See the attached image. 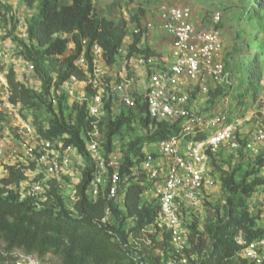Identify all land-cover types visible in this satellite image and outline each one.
<instances>
[{"label": "built area", "instance_id": "obj_1", "mask_svg": "<svg viewBox=\"0 0 264 264\" xmlns=\"http://www.w3.org/2000/svg\"><path fill=\"white\" fill-rule=\"evenodd\" d=\"M158 14L160 30L170 38L173 47L174 60L170 64L162 65L155 55H129L121 48L120 52L125 53L118 57L121 61L112 65L115 68L120 65L112 75L104 49L95 43L90 57L84 46L74 60L83 77L72 73L61 82L59 74L53 70L46 79L36 63L21 52L20 40L31 44L27 18L32 15L10 18L5 28L0 25V36L7 35L5 39L0 37V179L8 175L7 166L20 169L24 177L10 188L17 193L19 202L27 201L41 208L52 197V181L60 183L62 178H73L77 174L79 179L75 183H79L87 166L77 148L63 147L61 136L42 133L50 128L52 118V110H48L45 103L38 107L43 114L38 118L39 111L13 101L9 83L13 71L21 88L45 97L53 110L62 106L67 122L74 124L78 111L84 108L91 127L87 131L82 129L81 138L95 166L87 189L90 199L95 201L103 196L125 210L127 192L137 183L145 187L144 198L158 207L155 222L138 234L132 230L135 221L131 218L125 221L124 229L128 233L125 242L116 231L108 229L112 238L127 250L130 260L134 264H151L145 253L141 254L148 249L161 256L160 264H188L186 250L192 231L187 219L192 213L196 215L195 211L203 206L209 191L218 183L220 188L222 185L219 176L212 173L211 158L225 148L238 149L241 139L247 140L245 151L258 154L264 150V124H256L251 135L245 138L239 128L242 114L239 115L237 103H231L232 94L228 93L214 104L210 101L213 90L221 87L226 91L227 86H231L223 54V31L219 27L222 11L214 9L208 17L206 14L199 19L192 3L164 1ZM155 27V22L148 21L143 36ZM69 44L74 42L71 40ZM72 50L71 54L75 46ZM67 52L57 58L62 61L68 56ZM45 66H49L48 60ZM199 96L206 105L199 103ZM219 102L223 105L218 107ZM261 113L264 115V111ZM120 115L131 117L133 129L126 131L124 127L114 134L112 148L108 151L106 121L108 118L116 120ZM160 123L174 125V132L164 139L148 141ZM66 136L69 135L65 133L63 137ZM137 137L145 138L141 153L132 155V165L122 172L125 151ZM256 193L251 196V203L254 208H260L258 214L264 228V187ZM259 195L261 200L257 199ZM79 198L75 186L69 201L73 205ZM100 221L107 226L115 224L111 205H107ZM165 233L169 234L171 249L167 258L164 249L155 247L152 240L153 236L162 240ZM236 239L242 243L241 234ZM12 255L17 264H41L36 254L19 248L14 249ZM237 256L262 264L264 231Z\"/></svg>", "mask_w": 264, "mask_h": 264}, {"label": "trees", "instance_id": "obj_2", "mask_svg": "<svg viewBox=\"0 0 264 264\" xmlns=\"http://www.w3.org/2000/svg\"><path fill=\"white\" fill-rule=\"evenodd\" d=\"M62 1L26 0L29 6L35 9V13L27 18L31 44L20 40L21 52L36 63L37 69L45 73L46 79L51 70L56 71L59 74V82L72 73L83 77V73L74 65V60L84 46L90 57L92 46L98 43L105 51L107 64L112 66L117 61L128 34V22L124 19L116 21L99 14L94 0H70L69 4H62ZM255 5L257 8L253 6L252 12L253 15H258L261 4L257 2ZM1 13L4 15L0 10ZM11 18L13 19V16ZM132 20H135L134 16ZM249 23L254 25L251 21H248ZM137 24L139 30L134 32L132 42L128 46L129 55L134 53L156 55L152 48L140 47L144 29L141 21L138 20ZM247 29L236 33V42L232 46L233 51H238L242 55V62L247 65L246 73L242 72L246 88H242L243 84L241 90L240 85L234 87L228 85L226 91L218 87L210 93V101L214 104L217 99L232 93L233 88H238L235 95L237 100L234 102L239 108V115L245 114L244 96L249 93L255 94L263 80L259 54L264 55V45L256 43V46L251 47L245 43L243 33H255L252 32L254 28L251 26L248 25ZM71 40L75 44V51L60 61L57 55H64L67 52ZM249 57L251 59L248 61ZM46 60L49 61L48 67L45 66ZM225 62L227 68L226 59ZM236 74L230 73L229 79L233 77L237 79ZM9 83L13 90V101H20L29 107H41L45 103L47 109L52 110L50 128L42 133L47 136H61L63 147L77 148L87 166L78 184L80 198L75 204L68 207L66 197L60 194L59 184L54 180L50 190L52 197L41 208H36L27 201H18L17 193L10 186L17 184L24 177V173L15 166H7L8 175L0 179V262L16 261L12 251L19 248L28 254H36L40 259L48 254L55 255L60 258V264H134L127 250L112 238L108 229L116 231L122 242H125L128 236L124 229L126 220L131 218L135 221L132 230L136 234L155 222L158 207L144 198L145 187L137 183L130 186L124 203L125 210H121L117 204L103 196H99L95 201L90 199L87 189L95 166L81 138L82 129L87 131L91 127L84 108L78 111L76 122L69 123L63 115L62 106L57 111L53 110L52 104L48 103L45 97L21 88L14 79L13 71L9 75ZM106 124L105 146L108 151L112 148L114 134L124 127L126 131L133 129L131 117L125 115H120L116 120L108 118ZM173 132L174 125L160 123L159 129L151 132L148 141L164 139ZM65 133L69 136L63 137ZM144 139L137 137L129 143L123 158L122 172L132 165V155L141 153ZM246 141L240 140L239 150L242 151L244 147L245 151ZM252 156V161L247 163L250 167L244 171L241 179L237 178V171L242 168L245 161L231 170H222L216 165L217 171L213 166L216 156L211 158L212 173H220L224 200L216 209L215 220L207 221L204 230L200 229V221L194 213L188 217V226L192 231L189 248L186 250L188 264H255L237 256L242 248L257 239L264 231L259 221L260 215L254 212L251 203V196L264 187V150ZM241 157L242 160L245 159V155L241 154ZM107 205H111L114 211L115 224L112 226L100 221ZM240 234L242 243L236 239ZM152 240L155 247L164 249V257L167 258L171 253L169 234L165 233L162 240L153 236ZM143 253L151 264H160V255L148 249L141 252Z\"/></svg>", "mask_w": 264, "mask_h": 264}, {"label": "rangeland", "instance_id": "obj_3", "mask_svg": "<svg viewBox=\"0 0 264 264\" xmlns=\"http://www.w3.org/2000/svg\"><path fill=\"white\" fill-rule=\"evenodd\" d=\"M171 1L173 3H182V2H189L193 4V8L195 7V15L199 19H203L206 14L207 17L212 13L214 9H219L222 11L223 20L221 22L220 28L223 31V42H224V57L227 61V70L229 73H237L236 77L231 78L229 81L233 83L234 85H240L239 90L242 88H246L247 84L243 82V75L242 72L246 73V67L247 65L242 62V55L237 51H233V43L236 42V33L243 30H246L248 25L251 26L253 31L255 32L253 34L249 33H243L245 38L244 42L249 44L251 47L256 46V43H260L264 45V0H103L104 7L100 6V0H95V7L96 10L99 9V11L102 10V13L105 14L108 18H111L113 20L119 21L121 19H124L128 22V34L125 38L124 47L122 46L123 50L128 51V46L130 45L128 43L129 40L132 41L134 32H137L139 30L138 26V20L142 22L143 29H145L146 24L148 21L156 22V20H152V18L155 16V11L159 9V6L164 2ZM15 4H12L14 3ZM112 3V9L108 12V4ZM257 2H260V11L258 15H253V6L257 8V5H255ZM70 0H63L62 4H69ZM14 6V7H13ZM10 8V9H8ZM0 10L3 12L0 14V21H1V28H5L8 20L13 16L16 18L24 16L27 18V16L33 15L35 13V9L31 8L29 4L26 2V0H0ZM98 11V10H97ZM258 11V10H257ZM151 12H154L150 14ZM101 14L100 12H98ZM30 14V15H29ZM101 14V15H103ZM135 17V20H132V17ZM12 19V18H11ZM254 20V21H253ZM248 21H251L254 23L248 24ZM249 30V29H247ZM255 30V31H254ZM250 31V30H249ZM2 39H5L6 36H0ZM243 37V35H242ZM255 37L257 39H255ZM75 46L74 44H69L68 47V55L71 54L73 51L72 48ZM124 56V55H123ZM122 56V57H123ZM251 58H247L249 61ZM259 65L262 66L263 69V80L261 81L260 85L258 86L257 92L255 94L249 93V95L244 96L243 100L245 101L244 111L245 114L241 115L240 119L242 120V123L239 125V128L243 130V133H241L242 136L245 135V138H248L252 133V128L258 124L259 122L264 124V115L261 113L264 111V55L259 54ZM118 67L115 68L116 71H118L120 65H117ZM241 77H240V75ZM226 87V84H225ZM228 89V86H227ZM226 89V90H227ZM236 90L238 88H233L232 90V96H231V103L233 102L232 99L237 100ZM217 101V100H216ZM215 101V103H216ZM199 103L201 105H206L205 101H201V98L199 96ZM223 103L219 102L216 106H222ZM38 113H36V116L38 118H41L43 115L42 112L39 110L38 107H33ZM261 110V112H260ZM41 115V116H40ZM244 140V139H243ZM227 147V146H225ZM242 148V147H241ZM240 147L236 150H231L230 148H225L220 155L216 157V162L214 168L218 171L216 168V165L221 168L222 170H231L232 168H236L240 165L241 162H244L242 165V168H240L237 171V178L241 179L244 171L250 167V165H247L248 162L252 161V155L248 151L239 150ZM241 154L245 155V159L242 160ZM213 168V167H212ZM2 169H0V172ZM213 170V169H212ZM220 173H217L219 176ZM79 177H77V174L73 176V178H62L61 182L58 183L59 185V192L60 194H65L68 207H71L72 204L70 203V196L72 193V190L77 186L78 183L77 180ZM208 193V192H207ZM257 195V193H255ZM254 194V195H255ZM262 195V194H261ZM261 195L257 196L258 200H261ZM207 199L203 200V206L198 210L195 211L196 216L198 217L200 229L204 230L205 223L214 221L217 213L216 209L217 207L222 203L224 200V193L223 190L220 188L219 183L215 188H213L209 193L207 194ZM256 198V196H255ZM202 202V200H201ZM257 202V201H256ZM256 203L254 202V205ZM260 208L256 207L254 208V212L258 214ZM260 212V211H259ZM260 223H262V220L260 218ZM206 238V235L204 236ZM41 264H60V258L48 254L44 258H39ZM0 264H17V262L14 260L7 261L5 263L0 262Z\"/></svg>", "mask_w": 264, "mask_h": 264}, {"label": "crops", "instance_id": "obj_4", "mask_svg": "<svg viewBox=\"0 0 264 264\" xmlns=\"http://www.w3.org/2000/svg\"><path fill=\"white\" fill-rule=\"evenodd\" d=\"M102 1L103 0H100V2H98V3H100L101 7L102 6L104 7V2H102ZM12 4H15V2ZM94 4H95V0H94ZM112 7H113L112 3L110 2V4H108V6H107L108 12L112 9ZM97 10H98L97 12H100L101 14H103L102 10L101 11H99V9H97ZM152 13H154V12H151L150 14H152ZM194 14H195V7H194ZM158 15L159 14H158V10H157V11H155V16L152 18V20H156V22H155L156 27L147 36H143L142 41L140 43V47L143 48V47L148 46V47L152 48V50L155 51V53H156L155 56H157L158 58L161 59L162 65H165V64L168 65L174 60L173 47H172V43H171L170 38L168 36H166V34L160 30V27L158 25V20H160V16L158 17ZM103 16H105V14H103ZM131 42H132L131 40L128 41L129 44ZM123 47H124V45H123ZM124 53H125V51L120 52L119 57H121V55H124ZM117 60L121 61L120 58H118ZM108 71H109V74L114 75V73L117 72V71H115V65L109 66Z\"/></svg>", "mask_w": 264, "mask_h": 264}, {"label": "clouds", "instance_id": "obj_5", "mask_svg": "<svg viewBox=\"0 0 264 264\" xmlns=\"http://www.w3.org/2000/svg\"><path fill=\"white\" fill-rule=\"evenodd\" d=\"M221 25V24H220ZM220 25H219V27H220ZM231 84H232V82H231ZM231 86H233V84L231 85ZM231 93V92H230ZM232 94V93H231ZM217 100H219V99H217ZM235 100H234V98H233V102H234ZM235 103V102H234Z\"/></svg>", "mask_w": 264, "mask_h": 264}]
</instances>
